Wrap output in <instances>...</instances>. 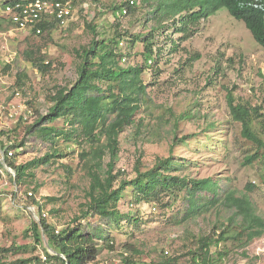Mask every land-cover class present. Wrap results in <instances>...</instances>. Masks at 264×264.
<instances>
[{
	"label": "rangeland",
	"instance_id": "rangeland-1",
	"mask_svg": "<svg viewBox=\"0 0 264 264\" xmlns=\"http://www.w3.org/2000/svg\"><path fill=\"white\" fill-rule=\"evenodd\" d=\"M3 2L0 0V130L6 132L0 133V141L5 146L16 145L8 151L15 164L29 165L23 181L16 184L14 169L4 164V151L0 148V247L22 246L3 256L4 263L31 258L29 264H48L43 259V246L35 244L24 231L30 229L31 221L39 220V213L56 230L75 225L73 218L86 201L90 180L82 151L88 147L65 141L61 136L53 143L30 129L48 111L49 96L57 87L74 83L76 51L87 45L93 35L86 22L95 24L97 32L105 37L118 33L143 35L155 27L154 39L160 49L155 64L141 74L146 96L135 123L118 136L113 173L119 170V179L128 181L170 157L182 165L171 172L173 175L210 177L218 183L221 200L227 190L236 195L247 194L256 212L264 217V144L242 135L241 124L233 120L227 103L230 94L235 103L256 109L259 119H264V48L242 21L221 7L200 21L179 50L171 51L170 39L179 34L172 27L165 35L156 28L158 23L152 19V12L158 0L146 4L139 0L130 12L118 15L112 7L123 0H75L69 21L40 36H29L12 25L3 12ZM129 46L130 38L121 36L118 51L123 55L119 64L140 65L142 42ZM26 48L44 55L45 63L50 65L47 72L22 57L21 51ZM195 55L197 58L190 61ZM10 112L14 116L9 118ZM47 124L63 130L70 128L64 118ZM252 129L264 143V123L255 121ZM189 134L194 136L179 141ZM45 155L51 157L36 162ZM108 160V155L102 158L103 168ZM249 183L254 185L252 190L247 189ZM36 185L39 187L35 190ZM29 191L37 205L27 203ZM159 198L160 202L139 199L133 186H127L117 207L139 217L137 224L123 220L121 228H116L96 216L80 220L84 228L100 226L115 242L114 250L102 248L89 264H123L122 255L147 263L170 255L178 257L177 264L187 263L186 251L194 246V236L216 237L227 224L243 223L239 215L221 203L184 220L186 198L180 196L173 202L166 192L160 193ZM168 202L172 203L169 207L161 205ZM43 239L45 244V236ZM211 250L226 253L215 264H264V232L245 245L228 239Z\"/></svg>",
	"mask_w": 264,
	"mask_h": 264
},
{
	"label": "trees",
	"instance_id": "trees-1",
	"mask_svg": "<svg viewBox=\"0 0 264 264\" xmlns=\"http://www.w3.org/2000/svg\"><path fill=\"white\" fill-rule=\"evenodd\" d=\"M9 1L25 3L32 0H5L2 3L3 9L5 3ZM141 1L146 4L149 0ZM124 3L113 5L115 14L118 11L121 12ZM136 6L137 4L129 6L128 12ZM221 7L226 8L235 19L242 21L254 40L264 48V0H158V5L152 12V19H155L158 23L156 28L162 29L164 35L170 27L173 28L174 33L179 34L176 39H170V50L177 51L181 48V43L194 33L200 21ZM7 19L11 23L9 17ZM86 24L93 35L87 45L76 51L78 66L74 83L70 87H57L55 93L49 96L51 106L48 111L30 126V129H34L42 139L51 140L53 143L57 136H61L65 141L85 144L88 147V149L83 148L82 152L85 165L88 167L87 175L90 182L86 191V201L82 204L79 215L73 218L75 225H67L56 230L39 213V222L31 221L30 229L24 231V235L32 236L35 244L43 246L46 262L48 264H89L102 248L114 250L115 242L112 235H107L100 226L89 229L86 225L84 228L80 220L96 216L100 220H105L107 226L116 228H121L123 220L137 224L140 221L139 217L131 215L130 212H121L117 207L122 192L127 186H133L136 197L145 201L153 198L160 202L159 195L162 192H166L173 202L180 196L186 198L188 203L184 220L204 214L219 203L241 217L242 224H227L216 237L194 236V246L186 251L187 263L181 264H215L222 260L226 253L223 250L212 251V246L228 239L245 245L252 238L261 236L264 232V217L256 212L247 194L236 195L234 191L227 190L221 200L218 183L210 177L195 179L188 175H173L171 172L179 170L178 168L180 166L182 168V165L170 157L161 159L149 170L138 172L136 177L128 181L119 179L121 175L119 170L113 173L118 154V136L127 126L135 123V116L146 96V85L142 82L141 74L152 63L155 64L160 49L156 47L154 39L155 27H151L148 33L143 35L118 33L116 36L105 37L97 32L95 24L91 22ZM55 25L58 24L53 20L42 21L38 23L41 28L39 34L33 32L27 35L40 36L45 32L49 34ZM121 36L130 38L129 47H133L137 41L142 42L140 65L123 67L119 64L123 55L118 51ZM36 51L26 48L21 51V55L45 73L50 65L45 63L44 55L40 52L37 54ZM196 58L195 55L189 60ZM227 103L233 120L241 124L242 135L264 144L252 129L255 121L264 123V119H259L256 109L250 110L246 105L235 103L230 94ZM57 118H64V122L70 125L69 130L47 124ZM5 132L0 130L1 134ZM12 132H15V128ZM192 136L194 134L184 135L179 138V141L185 142ZM14 146L16 145L5 146L0 141V148L4 151V162L14 169L15 183L18 184L23 181L29 165L15 164L14 159L8 155V151ZM105 155H108L109 160L103 168L102 158ZM50 157L51 155H45L36 162L46 161ZM117 181L119 182L116 185ZM253 186L249 183L247 189L252 190ZM38 187L36 185L35 190ZM28 198L30 200L27 203L37 205L38 202L31 194ZM171 204V202L161 203L165 207ZM42 231L46 239L45 244ZM99 240L102 242L100 243ZM21 247L16 244L0 247V264H29L31 258H19L9 263L2 261L3 256L16 252ZM23 247L27 246L23 245ZM131 247L134 249V246L131 245ZM135 253L139 251L135 249ZM34 259L40 262L39 257ZM122 259L123 264H177L178 261V257L170 255L161 257L153 263L137 261L130 255H122Z\"/></svg>",
	"mask_w": 264,
	"mask_h": 264
},
{
	"label": "built area",
	"instance_id": "built-area-1",
	"mask_svg": "<svg viewBox=\"0 0 264 264\" xmlns=\"http://www.w3.org/2000/svg\"><path fill=\"white\" fill-rule=\"evenodd\" d=\"M74 0H32L25 3L9 1L5 3L3 12L7 14L11 23L26 34L41 32L38 23L42 21H56L58 25L66 24L72 17ZM126 5L121 12H127V6L133 5L135 0H125ZM118 11L117 13H121ZM18 93L16 92V95ZM13 117L10 112L7 117ZM9 117V118H10ZM31 194L32 192H28ZM43 259H46L43 257Z\"/></svg>",
	"mask_w": 264,
	"mask_h": 264
},
{
	"label": "clouds",
	"instance_id": "clouds-1",
	"mask_svg": "<svg viewBox=\"0 0 264 264\" xmlns=\"http://www.w3.org/2000/svg\"><path fill=\"white\" fill-rule=\"evenodd\" d=\"M123 2H125L124 4L126 5V1H125V0H123ZM138 2H139V0H135V2H134V4H133V5H136ZM125 5H123V6H125ZM123 6H122V7H123ZM129 6H131V5H128V6H127V9H126V10H127V12H126V13H128V7H129ZM225 9H226V8H225ZM216 11H217V10H216ZM216 11H215V12H216ZM215 12H214V13H215ZM227 12H228V11H227ZM121 13H122V12H121ZM228 14H229V13H228ZM116 15H118V13H117V12H116ZM230 16H231V15H230ZM233 18H234V17H233Z\"/></svg>",
	"mask_w": 264,
	"mask_h": 264
},
{
	"label": "water",
	"instance_id": "water-1",
	"mask_svg": "<svg viewBox=\"0 0 264 264\" xmlns=\"http://www.w3.org/2000/svg\"><path fill=\"white\" fill-rule=\"evenodd\" d=\"M4 164L5 165H7L5 162H4ZM14 175H15V173H14ZM37 222H39V220L37 221ZM44 236V234H43V231H42V237ZM46 242V241H45Z\"/></svg>",
	"mask_w": 264,
	"mask_h": 264
}]
</instances>
